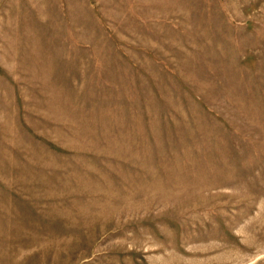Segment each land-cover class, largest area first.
Returning a JSON list of instances; mask_svg holds the SVG:
<instances>
[{"label": "rangeland", "instance_id": "1", "mask_svg": "<svg viewBox=\"0 0 264 264\" xmlns=\"http://www.w3.org/2000/svg\"><path fill=\"white\" fill-rule=\"evenodd\" d=\"M0 264H264V0H0Z\"/></svg>", "mask_w": 264, "mask_h": 264}]
</instances>
